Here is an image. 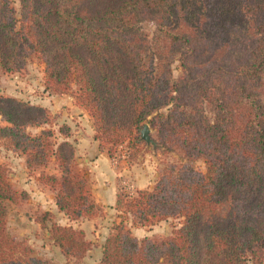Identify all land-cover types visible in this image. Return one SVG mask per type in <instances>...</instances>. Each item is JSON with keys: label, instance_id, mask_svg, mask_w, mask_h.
<instances>
[{"label": "trees", "instance_id": "1", "mask_svg": "<svg viewBox=\"0 0 264 264\" xmlns=\"http://www.w3.org/2000/svg\"><path fill=\"white\" fill-rule=\"evenodd\" d=\"M18 1L0 0V71L22 72L38 58L46 89L66 94L76 85L75 103L110 157L128 138L129 146L130 138L144 142L146 123L156 148L184 157L116 203L137 226L170 217L181 225L156 240L121 220L100 264H264V0ZM147 19L156 22L153 34L141 26ZM0 115L10 123L0 137L26 155L27 167L56 164L59 174L39 180L56 191L59 211L70 220L103 212L90 177L76 170L66 122L56 144L54 128L27 131L52 123L46 109L0 97ZM199 158L205 171L191 163ZM16 193L0 165V264H48L8 235L6 201ZM51 238L72 264L91 245L82 228L56 222Z\"/></svg>", "mask_w": 264, "mask_h": 264}, {"label": "rangeland", "instance_id": "2", "mask_svg": "<svg viewBox=\"0 0 264 264\" xmlns=\"http://www.w3.org/2000/svg\"><path fill=\"white\" fill-rule=\"evenodd\" d=\"M14 3L16 7L19 8V1L14 0ZM141 26L145 31L153 34L156 28V22L147 19L141 22ZM173 67L174 75L178 78L182 74L179 61H176ZM76 91V85L66 94H59L46 89L44 64L38 58L30 59L26 69L22 72L0 71V97L14 98L18 101L27 102L33 106L46 109L51 117L52 123L45 124L41 127L30 125L27 127V131L34 135L39 133L42 127L54 128L56 134L53 141L56 142V144L63 140V136L58 132L59 127L65 123V120L70 118L71 115L75 119L78 118L77 106L79 105L75 103V98L73 97V93ZM67 102L70 103V106L66 105ZM71 102L75 103L76 106ZM82 108L88 112L85 107ZM9 124L10 123L0 115V128ZM151 135L153 137L155 136V131L153 129ZM130 139V146L128 138L125 144L118 147L119 149L116 157L118 158L123 154V151H125V160L130 164L129 152L131 153L132 151L133 163L130 165H137V167H140L144 163L150 164L158 173L156 180L168 162L184 160L180 151L162 153L159 148L154 149L152 145H147L145 142H136L134 139ZM72 143L77 147L74 141ZM191 163L199 170H206V164L200 158L191 160ZM0 165L5 166L7 169L8 180L17 191L14 201H6L8 235L16 241L28 245L32 248L34 255L48 264H72L73 262H68L65 255L61 253L60 248L54 244L51 238L52 223H63L61 215L56 211L47 210L48 208L50 209V199H47V202H43L42 198H38L40 196H43V198L46 197L51 193L50 190L52 189L48 185L40 182L37 177L43 172L59 174L56 164L52 162L46 166L29 168L26 164V155L8 146L7 141L0 137ZM125 166V162L122 161L120 165L121 169ZM52 191L54 193L56 192L54 190ZM119 196L122 200L129 199L122 188L120 189ZM124 208L125 206H123V204L120 205L119 209L116 207V210L111 213L112 216L109 217L107 214L110 211L106 212V208L102 206L103 212L96 217L80 219H89L88 223H85L88 227L87 232L84 231L86 239L91 242V245L79 264H100L103 245L109 236L117 232L116 227L121 220H124L126 228L135 236L139 238L149 236L156 240H162L168 237L175 227L181 225L180 218L170 217L150 226H137L133 223L131 216L124 215ZM45 212H49L50 216L45 220L46 225L42 226L40 220ZM92 225H94L93 227L96 229H93ZM74 228L80 229L79 226Z\"/></svg>", "mask_w": 264, "mask_h": 264}, {"label": "crops", "instance_id": "3", "mask_svg": "<svg viewBox=\"0 0 264 264\" xmlns=\"http://www.w3.org/2000/svg\"><path fill=\"white\" fill-rule=\"evenodd\" d=\"M72 104L75 105V103ZM66 105L70 106V103L67 102ZM77 107L78 118L75 119L71 115L70 118L65 120L72 128V135L68 139L75 141L77 145L76 169L90 177V189L93 199L96 203L104 206L106 212L110 211V214L107 215L111 217L112 211L116 210V203L122 186L121 181L124 177L130 176L135 182L136 189L140 190L152 187L158 173L148 163H144L140 167L130 165L125 160V151L118 158L110 157L105 151H102L100 142L95 137L92 117L85 109ZM122 161L125 162L126 166L121 169ZM37 179L39 180V176ZM50 191L51 193L46 197H38L39 199L42 198L43 202L50 199V209L47 210L59 213L63 220L61 224L79 226L87 232L88 227L85 223H88L89 219L70 220L63 212L59 211L55 201V193L52 190ZM93 229L96 228L93 227Z\"/></svg>", "mask_w": 264, "mask_h": 264}, {"label": "water", "instance_id": "4", "mask_svg": "<svg viewBox=\"0 0 264 264\" xmlns=\"http://www.w3.org/2000/svg\"><path fill=\"white\" fill-rule=\"evenodd\" d=\"M152 129L150 128L149 124H144L142 127L140 134L141 139L147 144L152 145L154 149L159 145L155 138L151 135Z\"/></svg>", "mask_w": 264, "mask_h": 264}, {"label": "built area", "instance_id": "5", "mask_svg": "<svg viewBox=\"0 0 264 264\" xmlns=\"http://www.w3.org/2000/svg\"><path fill=\"white\" fill-rule=\"evenodd\" d=\"M121 185H122L121 186L122 190L125 191L126 196L128 198H131L137 194L136 185L132 178L130 177L123 178L121 181Z\"/></svg>", "mask_w": 264, "mask_h": 264}]
</instances>
